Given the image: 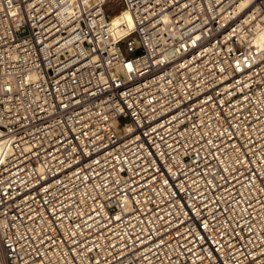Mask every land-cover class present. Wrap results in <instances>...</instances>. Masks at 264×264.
Instances as JSON below:
<instances>
[{
    "label": "built area",
    "instance_id": "2783aa9c",
    "mask_svg": "<svg viewBox=\"0 0 264 264\" xmlns=\"http://www.w3.org/2000/svg\"><path fill=\"white\" fill-rule=\"evenodd\" d=\"M263 32L264 0H0V264H264Z\"/></svg>",
    "mask_w": 264,
    "mask_h": 264
},
{
    "label": "bare ground",
    "instance_id": "6f19581e",
    "mask_svg": "<svg viewBox=\"0 0 264 264\" xmlns=\"http://www.w3.org/2000/svg\"><path fill=\"white\" fill-rule=\"evenodd\" d=\"M113 28H116L120 32V26L125 24L128 27L132 26L131 18L129 13L122 12V14H117L111 18ZM261 39L264 40V32L261 35Z\"/></svg>",
    "mask_w": 264,
    "mask_h": 264
}]
</instances>
